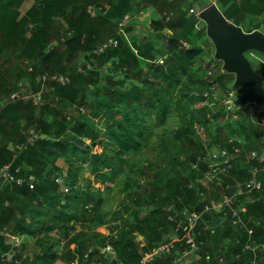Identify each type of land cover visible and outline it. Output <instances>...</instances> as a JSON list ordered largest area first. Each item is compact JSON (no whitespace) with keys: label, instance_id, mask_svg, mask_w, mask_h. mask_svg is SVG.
<instances>
[{"label":"trees","instance_id":"obj_1","mask_svg":"<svg viewBox=\"0 0 264 264\" xmlns=\"http://www.w3.org/2000/svg\"><path fill=\"white\" fill-rule=\"evenodd\" d=\"M216 1L233 24L264 33V0ZM26 2L0 0V172L13 177H0V264H140L163 242L172 248L150 264H264V105L235 108L228 118L224 101L235 76L208 73L206 26L196 29L200 20L190 12L208 1L32 0L22 15ZM144 6L158 15L149 29L131 19ZM111 39L117 43L102 49ZM245 56L264 81V54ZM15 62L29 65L24 77L9 72ZM23 84L37 103L14 98ZM211 86L224 95L209 116L213 99L204 93ZM171 117L180 126L164 131ZM155 135L160 164L134 171L128 157ZM215 147L227 150L231 168L222 185L203 184L211 161L193 167ZM76 161L89 162L92 178ZM123 170L124 208L107 222L97 184L109 187ZM252 180L261 187L248 193ZM239 187L245 193L230 207L202 216L190 253L182 229L189 215ZM233 210L242 224L233 223ZM72 223L108 226L93 243Z\"/></svg>","mask_w":264,"mask_h":264},{"label":"rangeland","instance_id":"obj_2","mask_svg":"<svg viewBox=\"0 0 264 264\" xmlns=\"http://www.w3.org/2000/svg\"><path fill=\"white\" fill-rule=\"evenodd\" d=\"M209 4L215 3L217 4L216 0H207ZM239 1V0H236ZM249 22V21H248ZM251 22H254L255 24H257V20L255 19H251ZM206 26V24L202 21L200 22V24H198V28L202 27V26ZM197 29V28H196ZM61 34H63V32H60ZM204 44V56H205V60L206 62H212L213 65V70H209L208 73H210L211 75H213V73H216L217 76H221L220 74H222L223 71V62L222 61H218L215 58V46L213 44V42L208 39L206 42L203 43ZM12 64V63H11ZM29 65L27 63H24L22 65V62H18V63H13L12 66L9 68V72L14 75V76H20L19 78L24 77V69L25 67H28ZM234 75V74H233ZM235 76V75H234ZM207 92V91H206ZM205 92V93H206ZM15 97L14 98H18L19 100H25V101H29L30 99L34 100L36 103L38 101L39 96H33L32 94L28 93V89H27V84H23V93L22 94H14ZM13 95V96H14ZM224 95L222 92H219L218 90L215 89V91L213 90L212 93L209 94V97H212L213 101L210 103L211 106V110L209 113V116H212L213 114H215L216 112H218L219 108L218 105L212 106L214 105V103L216 104L217 102V97L215 98V96H221ZM194 100L197 101V105L200 104V97L198 94H194L193 96ZM208 98V97H207ZM227 108V107H226ZM254 108L256 109L255 106L252 107L251 111H254ZM258 112L261 111L260 108ZM228 118H232L236 117L235 116V107L232 110H228ZM262 124L264 125V121H262ZM180 126V123L178 120H176L174 117H171L170 120L168 121V123L166 124V127L164 128V131L168 130V132L175 130L176 128H178ZM158 133H161V130H157L155 131ZM202 131H200L201 133ZM202 137L205 138V135L202 134ZM159 138L157 137V135H155L153 137V139L146 141L143 145V147H141L138 151L132 153L129 157L128 160H130V162L133 163L134 168L133 170L136 171L141 167H145L147 164L152 163L153 165H159L160 161H159V152L156 149V144L158 143ZM87 143H90V141H87ZM96 150L98 151H102V148H96ZM219 151L220 149L218 147H215L214 149H210V153L208 152V154H210L212 156V160H216L217 156L219 155ZM213 152V154H211ZM78 166H80L82 168V174L84 176V178L86 179H90L91 177V165L89 164V162L87 163H83L81 161H76L75 162ZM156 169L154 168L153 171H155ZM128 176V172H126V170H123L122 173L120 175H116L114 177H112L110 183H109V187H107V185H101V184H97V187H99L101 189V195L103 196V203L101 204L100 207V211L102 213H104L107 216L106 221L109 222L113 215L116 212L119 211H123L124 208V200L126 198L125 192H124V181ZM138 178V177H137ZM148 181H150V178L147 179ZM87 180L84 181V186L87 185L86 183ZM143 185V184H142ZM136 190L142 191V187L141 190L139 189L140 187H134ZM239 187L237 189V191L234 193L233 196V201L236 200L237 198V193L240 191ZM88 212L87 214L89 215H93V212H91L92 210V206H90L89 208L86 209ZM149 210H151L150 207H145L143 209L142 212L146 213ZM240 216V215H239ZM125 220L128 221L129 220V216L125 215L124 216ZM240 219L242 220L241 216ZM72 225H74V229L76 232L79 231H84L85 233H87L89 235L90 240L94 243L96 242V239L94 238V235L100 233V231L107 227L106 226H100L97 224H85V225H81L78 223H72ZM104 250H102L103 252ZM115 256V255H113ZM100 259V255H95L93 258L94 261L96 262V258ZM115 259V257L110 256L109 261H113ZM190 261L188 259L184 260V263H189ZM94 263V262H92ZM57 264H66V261L64 260V258H62L59 262H57ZM91 264V263H89Z\"/></svg>","mask_w":264,"mask_h":264},{"label":"water","instance_id":"obj_3","mask_svg":"<svg viewBox=\"0 0 264 264\" xmlns=\"http://www.w3.org/2000/svg\"><path fill=\"white\" fill-rule=\"evenodd\" d=\"M198 18L206 24L207 37L215 46V58L223 62V71L234 74L232 90L237 92L233 106L264 105V81L245 56L247 51L264 54V33H247L229 21L219 6L210 4L199 11ZM17 249L15 246L11 254Z\"/></svg>","mask_w":264,"mask_h":264},{"label":"built area","instance_id":"obj_4","mask_svg":"<svg viewBox=\"0 0 264 264\" xmlns=\"http://www.w3.org/2000/svg\"><path fill=\"white\" fill-rule=\"evenodd\" d=\"M191 13H195L198 16L199 12H197L196 10L193 9V10H191ZM200 22H202V21L200 20ZM196 28L198 30L200 29V28H198V25ZM116 43H117L116 41H113V39H111V40H109L108 44H105L103 46L102 49L106 48L110 44H116ZM50 78L53 81H58L61 83H65L68 81V78L60 76V75L59 76L53 75ZM46 79H48L47 76L44 77V80H46ZM213 90L215 91V87L211 86L210 90H208L206 93H204V96L209 97V94L212 93ZM236 95H237L236 91H233L232 89L230 91H228V94L226 96V100L224 101L228 110H232L234 108L233 102H234V98ZM216 97L218 98V96H215V98ZM215 105L216 104L214 103V105H212V106H215ZM31 133H33V131ZM206 160L211 161L209 164V172L207 173L206 177L203 180H201L200 182L203 184L215 182L217 185H222V180H221L220 176L228 174V171L231 168V157L228 155L227 150H220L219 155L217 156L216 160H212L211 155H207L204 158H199L197 160V162L194 164L193 168L197 169L198 166L203 161H206ZM255 173H256V171H255ZM3 176H6L7 178L13 179V177L9 174L7 169H4L0 172V177H3ZM31 180L33 181L34 179L31 178ZM19 182H21V181L19 180ZM245 187L247 188V192L250 193L255 189H259L261 187V183L257 180H252ZM244 193H245V190L240 188V191L237 193V195L238 196L244 195ZM233 203H235V201H233V197H226V198H224L223 201L211 200L210 202L205 204L204 209L202 211H193L189 215V218H188L189 222L182 229L184 232H186V243L191 248L190 253H193V252L195 253L196 250L198 249L194 230H195L196 226L198 225V223L200 222L202 216L206 213L207 214H213V213L220 214L224 210L225 207H228V206L230 207ZM241 211L244 212L245 209L241 208ZM233 219H234L233 223L235 225H238L240 223L242 224V220L240 219V216H239V213L237 212V210H233ZM179 229L180 228H178V230ZM168 237H169V239L172 240V239L177 238V235L176 234L169 235ZM262 247L264 248V245ZM171 248H172V245L168 242H163L157 246H154L151 249V251L143 253L140 264H150L155 257H157V256L160 257L163 255H166ZM246 248L252 249V245H248ZM185 256H188V254H186ZM2 257H6V256L3 255ZM181 259L182 258L176 260V262H180ZM185 259H187V258H185ZM188 260L191 261V259H188ZM185 264H190V263H185Z\"/></svg>","mask_w":264,"mask_h":264},{"label":"crops","instance_id":"obj_5","mask_svg":"<svg viewBox=\"0 0 264 264\" xmlns=\"http://www.w3.org/2000/svg\"><path fill=\"white\" fill-rule=\"evenodd\" d=\"M137 1L141 2L142 0H137ZM31 6H32V0H27L25 7L23 8L22 15H24ZM193 8L191 10H193ZM194 10L199 12V10H197L196 8ZM139 11H140L139 13H134V16L131 18L132 21H134L137 25H139L142 28L149 29L151 26V23L158 18V15L156 14L157 12L156 9L152 7L145 8L144 6V7H140Z\"/></svg>","mask_w":264,"mask_h":264}]
</instances>
